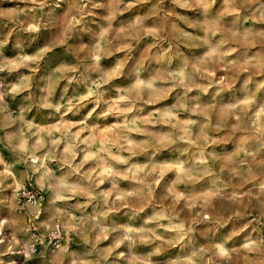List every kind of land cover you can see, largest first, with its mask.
Instances as JSON below:
<instances>
[{
  "label": "clouds",
  "instance_id": "clouds-1",
  "mask_svg": "<svg viewBox=\"0 0 264 264\" xmlns=\"http://www.w3.org/2000/svg\"><path fill=\"white\" fill-rule=\"evenodd\" d=\"M0 264H264V0H0Z\"/></svg>",
  "mask_w": 264,
  "mask_h": 264
}]
</instances>
